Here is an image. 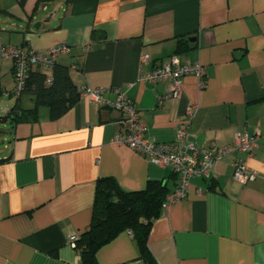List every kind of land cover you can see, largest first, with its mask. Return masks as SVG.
I'll return each instance as SVG.
<instances>
[{"label":"crops","instance_id":"0c3cea01","mask_svg":"<svg viewBox=\"0 0 264 264\" xmlns=\"http://www.w3.org/2000/svg\"><path fill=\"white\" fill-rule=\"evenodd\" d=\"M35 2L0 0V43L46 52L66 42L70 51L57 63L68 68L74 86L120 88L150 139L173 140L191 103L198 107L189 141L224 146L237 132H260L253 154L234 151L215 162L208 178L190 180L186 195L153 220L147 246L156 264H264V0ZM179 38L187 50L176 52ZM142 54L148 55L145 62ZM173 55L182 64H202L205 87L186 75L181 96L169 98V81L138 80L140 70ZM6 63L10 87L2 88L11 96L12 61ZM32 70L52 74V68ZM16 102L21 108L35 104L24 92L9 99L2 115ZM119 117L79 98L55 119L45 104L35 120L0 119V264H79L67 238L88 228L100 178L127 192L143 189L148 180L174 190L178 175L171 167H158L112 141ZM237 158L256 172L254 179H233ZM95 259L145 264L129 230L101 246Z\"/></svg>","mask_w":264,"mask_h":264},{"label":"built area","instance_id":"2783aa9c","mask_svg":"<svg viewBox=\"0 0 264 264\" xmlns=\"http://www.w3.org/2000/svg\"><path fill=\"white\" fill-rule=\"evenodd\" d=\"M70 46L61 42L52 46L46 52H39L27 45H5L0 43V57L12 61L13 94L18 97L23 92L29 77V70L33 67L52 68L60 55L67 54ZM141 62L148 59L142 54ZM186 75L197 78L198 86L205 87V67L200 63L182 64L178 55L170 56L148 72L139 71L138 80L147 83L169 81V98H179L182 93V81ZM50 81V78L47 79ZM79 98L96 102L100 106L116 110L119 114V131L112 138L113 142L121 143L138 152L152 164L158 167H171L178 175L177 184L168 192L161 204V210L183 198L189 188L190 180L194 177L208 178L215 162L232 152L253 154L258 147L260 132L251 134L242 131L234 135L231 144L219 146L214 142L211 146L197 144L188 140V125L198 104L191 103L185 108L184 120L179 123L175 138L171 141H156L146 136V126L141 121L134 102L120 88L89 87L78 89ZM112 93L113 98L106 97ZM233 179L246 182L256 177L255 171H247L245 161L237 158L231 163ZM76 234L68 236L69 244L74 247Z\"/></svg>","mask_w":264,"mask_h":264},{"label":"trees","instance_id":"16d2710c","mask_svg":"<svg viewBox=\"0 0 264 264\" xmlns=\"http://www.w3.org/2000/svg\"><path fill=\"white\" fill-rule=\"evenodd\" d=\"M50 1L55 0H36L35 6ZM189 47L183 38H179L176 52L185 51ZM48 78L50 81H47ZM48 78L45 74L30 69L22 93L28 92L34 96V106L21 108L16 102L0 119L35 120L40 104L47 105L50 118L55 119L79 99V91L72 83L66 66L56 62L52 67L51 77ZM168 191L167 185L159 180H148L143 189L127 192L111 178L98 179L90 224L80 235L76 234L74 241L73 248L80 256L79 264H96V251L124 230L132 233L138 246L139 258L145 264H156L148 249L147 238L153 220L161 213V204Z\"/></svg>","mask_w":264,"mask_h":264},{"label":"rangeland","instance_id":"374dc122","mask_svg":"<svg viewBox=\"0 0 264 264\" xmlns=\"http://www.w3.org/2000/svg\"><path fill=\"white\" fill-rule=\"evenodd\" d=\"M6 61H9V60H6L0 57V79H1L0 81L1 82L0 83V115L4 113V108L8 104L9 99L14 100L16 98L13 94L11 96L9 95L8 93L9 89L3 90L2 88V83H5L6 85L10 87V84L8 83V79H6L7 75L5 76V74H8L9 72ZM2 62H5V63H3V65L1 66ZM22 96H24L23 98L25 99V95H22ZM2 126L3 124L2 122H0V130L2 129ZM0 139H1V131H0Z\"/></svg>","mask_w":264,"mask_h":264},{"label":"water","instance_id":"95a60500","mask_svg":"<svg viewBox=\"0 0 264 264\" xmlns=\"http://www.w3.org/2000/svg\"><path fill=\"white\" fill-rule=\"evenodd\" d=\"M189 40H190V41H193V38H190Z\"/></svg>","mask_w":264,"mask_h":264}]
</instances>
